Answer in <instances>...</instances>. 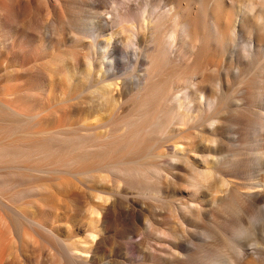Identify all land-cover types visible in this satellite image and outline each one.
<instances>
[{"label": "bare ground", "instance_id": "6f19581e", "mask_svg": "<svg viewBox=\"0 0 264 264\" xmlns=\"http://www.w3.org/2000/svg\"><path fill=\"white\" fill-rule=\"evenodd\" d=\"M116 2L0 0V264H264V0Z\"/></svg>", "mask_w": 264, "mask_h": 264}, {"label": "rangeland", "instance_id": "374dc122", "mask_svg": "<svg viewBox=\"0 0 264 264\" xmlns=\"http://www.w3.org/2000/svg\"><path fill=\"white\" fill-rule=\"evenodd\" d=\"M110 1V3L113 5L112 7H120V6H118L117 5V2H116V0H109ZM134 1H136V0H130V2H134ZM155 8H157V9H154L155 11H159L161 8L160 7H155ZM160 8V9H159ZM152 237L150 238V242L153 244L154 243V240L152 239ZM129 257H132L133 259L134 258H136V255H134V254H132V253H130L129 254ZM129 264H136V261H133V262H130Z\"/></svg>", "mask_w": 264, "mask_h": 264}]
</instances>
